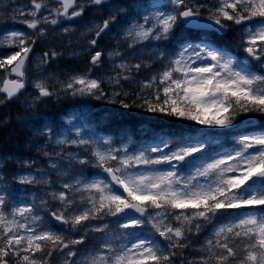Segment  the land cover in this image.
Listing matches in <instances>:
<instances>
[{
	"label": "snow or ice",
	"instance_id": "obj_1",
	"mask_svg": "<svg viewBox=\"0 0 264 264\" xmlns=\"http://www.w3.org/2000/svg\"><path fill=\"white\" fill-rule=\"evenodd\" d=\"M169 2L170 11L161 10L167 7L165 4L144 7L134 2L117 8V12L132 9L135 17L143 20V23H133L126 36L137 41L149 37L167 40L181 20L198 25L203 5L193 6L189 0ZM57 3L59 7L49 8L44 0H31L32 10L28 15L32 18L25 19L23 23L43 36L46 29L39 27L41 24L56 25L60 17L71 19L83 14L84 6L78 0H57ZM89 3L101 5L105 0H89ZM217 4L214 9H209L208 20L221 31H226L229 23L242 25L256 20L255 26L250 25L244 30L246 38L242 37V40L248 56L261 61L264 67V0H217ZM42 9H48L49 15H42ZM20 14L24 15L22 11ZM115 20V15L105 20L96 36L99 37ZM10 39L11 43L7 46L16 50L0 58V69H7L10 75L17 77L4 81L5 87L0 89V92L6 93L4 99L7 100L16 97L25 86L24 67L35 44V40L29 43L27 34L22 32H12ZM90 43L95 46L97 40L93 39ZM55 55V52L51 53V56ZM103 55L102 51H95L91 63L99 65ZM108 55L111 58L120 54ZM44 56L49 57V53ZM178 57L159 77L153 76L142 85L141 91L157 85L156 94L151 100L145 98L141 105L146 106L147 111L222 128L231 126L241 112L264 115V73L250 71L247 61H238L206 39L195 44L186 43ZM197 61L201 62L200 66L192 67ZM43 62L46 63L47 59ZM116 67L121 71L109 80L119 87L121 80L129 79L127 73L130 67L125 63ZM134 67L139 70L141 65ZM174 73L181 75L174 76ZM102 83L87 74L77 75L70 77L64 84V90L71 95L101 99L106 98ZM159 85H163L162 89ZM35 87L38 89L37 99L53 94L43 82H37ZM113 95L119 97L121 93L114 92ZM3 102L0 99V103ZM110 102H119L123 108L131 106L116 99ZM39 134L50 140L52 129L45 126ZM75 137L57 138L55 143L89 148L94 159L93 166L102 169L110 180L97 178L86 182L77 179L74 185L64 183L65 189L75 186L76 191H88L87 203L90 207L77 211L76 202L65 192L52 193L62 205L51 212L55 221L70 225L72 230L90 220H102L105 216L117 217V226L121 229H138L150 224L155 233L169 241L170 249H184L190 246L188 234L193 229L199 232L201 220L211 222L221 211L249 209L214 231L201 249L205 255L201 256L200 264H211L213 261L215 264H264V129L252 135L238 136V148L232 153L225 152L220 158H211V162H206L208 158L204 156L199 157L202 161L199 166L194 154L203 152L206 141L163 140V148L169 149L167 153L160 146H155L129 154L127 146L113 148L108 139L85 137L82 126H75ZM149 152L162 154L151 158ZM190 157L193 159H186ZM181 162L195 169L186 178L177 176L175 170ZM79 163L87 164L89 161L80 159ZM161 164H168L173 170L136 169L137 165ZM51 166L56 167L55 164ZM198 177H204L205 183L201 184ZM17 182L31 185L41 181L33 175H22ZM5 203V194L0 192V264H9V257H15L16 264H48L54 253L64 255L66 252L69 258L77 255L71 246L82 244L83 236L70 239L45 228L42 217L32 205L13 207L11 212L6 213ZM41 203L47 205L46 201ZM257 208L262 211L253 210ZM128 210L138 213L139 217L130 215ZM107 227V224L98 226L94 231L105 232ZM121 238L125 242L119 247L114 246L111 240L104 241L100 250L89 253L82 264H176L175 251L162 249L154 239L141 238L134 231L115 237L117 240ZM65 264L76 262L66 259Z\"/></svg>",
	"mask_w": 264,
	"mask_h": 264
},
{
	"label": "rangeland",
	"instance_id": "obj_2",
	"mask_svg": "<svg viewBox=\"0 0 264 264\" xmlns=\"http://www.w3.org/2000/svg\"><path fill=\"white\" fill-rule=\"evenodd\" d=\"M128 1H131L132 3L137 2V4H140L144 7H150L148 0H128ZM189 2L193 6L203 5V7L200 8V12L202 15L201 17L203 19L208 18V16L210 15V12H209L210 8L214 9L215 7L218 6L217 0H189ZM14 3L15 5H13ZM44 3L47 4L49 8L60 6L57 3V0H44ZM78 3L83 4L84 11L93 13V11L95 10V9L93 10V8L91 7L89 0H78ZM110 3H111V6L108 7V9H110V11L116 10L117 8L116 4H118V2L116 0H111ZM31 10H32L31 0H0V30L2 31L4 29L3 27H5L7 24L11 25L12 27H15L17 25H22L26 29L24 33L27 34L28 41L31 42L32 40H35V42L39 44V51L33 56V58L30 60V62L27 63L26 67L24 68L25 75L23 79H24V83L26 86V90L16 98V102L20 104L21 108L30 109V111L28 112L29 116L27 117V120H28L29 126H32V127L37 128V126H40V129H43L45 126L50 127V122H49L50 118L46 116V111L49 109V106L46 104H42L43 102H47L50 99L55 101L56 99L59 100V99L64 98L63 103L76 102L75 103L76 105H80L82 104L80 102H85L89 100L94 102L95 104L100 103V102L107 104L109 101H111V99H116L113 93L117 91V89L115 88L114 84L109 80V78L116 76V74L121 71L119 68L116 67V65L120 63H125L129 65L130 67V72L127 73L129 75V79L121 80V82L127 83L128 87H126L124 91H120V92H123V95L124 93H127L128 95L134 94L137 97L136 98L137 100L139 98L141 100L142 99L144 100L145 98L147 99L152 98L156 94L157 85H154L153 88L151 89H145L141 91L142 85L145 82L150 81L153 76L159 77V75L165 70V66L167 65L170 66L172 60L179 58L178 54L170 58L168 57L169 53L164 48L165 46L163 44V39L156 40L152 37H149V39L147 40L137 41L131 37H127L126 36L127 29L133 23H137V22L143 23V20L135 17L134 11L130 9L132 11V14H133L132 18L134 21L132 24L125 26V27H121V25H118L116 21L115 22L112 21V23L106 29L107 37L110 35L112 36L116 34V33L114 34L112 33V31H116L118 35H120L121 38L125 39V41L128 43L125 50L129 51V53L126 55L118 52L120 54L119 56H113L111 58L109 57L108 53H114V52H111V51L106 52L105 58L110 64V70L115 72L114 74L109 75V76L106 74H102L103 78H101V80L109 84L108 85L109 87L112 86L111 87L112 89H110V91L105 92L103 90L106 95V98L96 99L95 96H89V95H83V96L82 95H71L68 91L64 90V84L72 76L63 78V76L57 75V73H61L59 71L61 69H58L57 66L60 61L65 60L67 58L77 59V58H81L82 56L88 53H92L91 55H93L94 52L91 51V48L93 45L86 41L79 42L77 41V39L90 37L92 34L93 35L96 34L99 28L103 26V23H100L97 19H93V18L91 20H87L83 22L76 18L69 19L65 17H60L59 22L56 25H52L50 23L41 24L39 27L46 29V32L43 36H40L38 35L37 30L27 29V25L23 23L25 19L32 18L28 15V13ZM163 10L170 11L171 6L169 8H164ZM21 11L24 13V15L20 14ZM110 11L108 12L110 13ZM41 14L45 16L49 15L48 9H42ZM119 16L120 18H124L121 15ZM112 24L114 25L113 29L111 28ZM180 24H181V21L178 22L179 26ZM250 24L251 26L252 25L255 26L256 20L254 19L250 21ZM229 25H232L233 27L235 26V24H231V23H229ZM243 26L244 24L237 25L236 27H234V28H237L236 29L237 34L235 35L236 40H237V45H239L242 48V51H243L242 53H244V55L241 56V59L245 58L243 59V61L248 62V66H249L248 68L250 71L260 73L261 68H263V71H264V67L261 66L262 62L249 57L248 54L244 51V47L246 45H244L242 37H244V30L250 25H247L246 28ZM65 28L68 29L67 32L64 31ZM15 32H19V31H15ZM11 33H12L11 30H3V33L0 34V42H3V44L0 45V58H2L3 56L7 54H11L12 52L16 50V48L14 47L7 46L9 43H11V39H10ZM114 36L116 37L117 35H114ZM233 44H236V43L234 42ZM44 45L46 46L47 51L45 49H41V47L45 48ZM57 47H62L60 50L64 49L66 53L65 54L58 53V51H56ZM120 48L121 47H118L117 49H120ZM53 52L56 53L54 57L51 56V53ZM45 53H49V57H47L48 61L46 63L43 62L45 59H47L44 56ZM53 60H59V61H56L52 64ZM139 60H144V62H138ZM151 63L155 65V70L157 69L156 74L151 75L148 72L144 73L143 71H141V68H149ZM189 63H191V61H189ZM136 64L141 65V68L139 70H137L134 67V65ZM200 64L201 62L197 61L195 64H192L191 66L197 67V66H200ZM64 66H67V65H64ZM171 66L174 67L175 65H171ZM50 69L54 71L55 73H53ZM77 75H80V74H76L73 76H77ZM180 75H181L180 73H174V76H180ZM88 76L90 78H93L91 77V75H88ZM7 78H10L9 72L7 71V69H0V89L2 86V82ZM60 78H63V79H60ZM37 82H43L53 94L49 97H41L37 99L38 89L35 87V84ZM159 87L162 89L163 85H159ZM160 94L162 95V91ZM126 96L124 95V97ZM0 99H4L1 92H0ZM93 111L94 110L92 108L84 109L82 115L73 117L69 121H67V126L65 128H61L57 133L52 132V138L50 140L48 139L47 136L40 134L41 138H43L44 140L41 143H39V150H42L44 151V153H47L44 155V157L47 156V157L58 158L59 163H61L60 166L57 163L48 161V166H47L48 168L40 167V168L32 169V170L27 168V170H23V168L21 167V164L27 161L22 160V159L15 160L16 167L17 168L20 167L19 169L21 170L18 173L12 168V177L9 176V182L7 183V186L5 187L6 191L3 193L5 194L6 202H7V194L13 182L14 173H16L17 175V177H15L16 180L18 179V177L22 175H33L37 178L38 181H41V182L36 183V184H31V185L17 183L18 192L9 193V196L12 198V204L11 205L9 204L8 206L7 205L8 203H5L4 211L6 213L11 212L13 207L32 205L38 210V214L42 217V223L45 228H50L53 231L59 232L67 238L77 239L76 236L78 235L79 231H81L83 228L79 229V226H78L77 230H72L71 226L64 225L63 228H61V230H57L55 228H52V226L49 224V222L45 218V214L48 212V210L56 211L62 207L59 200L54 199L52 196V193L58 194L61 191L65 192L70 199L76 202L75 208L77 211H82L85 208L90 207V205L87 203L88 197L90 195L88 191H83V190L76 191L75 186L71 189H65L63 185L64 183H69V184L74 185V181L77 179L90 182L93 179L104 178L101 175H97L96 170L95 171L90 170L92 175L88 176V173H89L88 168H97L93 166L94 159L91 155V150L89 148H86L83 146L78 147L76 145H71V144L57 145L55 143V140L57 138H64V137H67L69 139L76 138L75 137V126H82V130H83L85 137L91 136L98 140L103 138V139H108L111 141V139L108 137H96L93 134H91L93 133V127L87 124V118ZM71 112L73 115L76 113L74 111H71ZM240 115L243 117L238 122L234 120L231 126L225 127L230 130V128H233L237 125V129H235V130H239L237 132L238 134L237 136L246 134L244 130L247 129V128H239L240 126L238 125L242 123L252 122L254 119L252 114H250V112L249 113L241 112ZM260 116L261 118H264L262 117L264 115L260 114ZM186 121L200 125L201 130H204V131H205L204 127H207V125H201L195 121H191L188 119ZM24 122L26 123V121ZM258 132L259 131L251 133L249 135H252ZM185 137H188V135H185ZM124 146L125 145L123 144L115 146L113 143H111V147L113 148H122ZM237 148H238V143H236V146L233 145V147L229 151L219 152L220 151L219 149L218 150L215 149L204 157L208 158L206 162H211V158H220L221 154L225 152L232 153ZM134 153H137V152H129V154H134ZM164 153H167V152H164ZM161 154L162 153L160 152H156V153L149 152L148 153V155L151 158H158ZM80 159H86L89 161V163L81 164L79 163ZM73 162L77 163L78 165L77 168L73 169L70 167V164ZM200 163H202V161L197 159V166H199ZM53 164L56 165L55 168L51 166ZM1 166H2V163H0V168ZM136 169L140 171H145V170H150V169H156L159 171L173 170L168 164L137 165ZM100 171L101 170L99 169L98 173H100ZM194 171L195 169L190 166L187 168L186 172H183V173H178V171L176 170L177 176L181 178L188 177ZM51 173L52 175L55 176V178L51 177L52 176ZM2 176L3 174L0 172V192H2V185H3L1 183ZM197 179L201 184L205 183L204 177H198ZM80 187L82 188V185ZM41 201H46L47 205L46 206L43 205ZM253 210L257 212L262 211L258 208L253 209ZM246 211H249V209H242L239 211L226 210V211L219 212L217 216L213 217L211 222H204L201 220L200 223L203 229L200 230L199 235H198L201 241H196V244H200V245H195L196 247L194 251L192 252L194 253L193 256L198 255L199 258L193 259L191 263L193 264L194 262V264H200V255L202 252L200 249L205 245L207 241V239L203 240L204 235L207 234L208 238H211L213 236L214 231L218 227H220L223 224L229 223V222H225L211 229V227L214 226L213 225L214 222H216L217 220H222V221L231 220L236 216L242 215L243 212H246ZM17 218L19 219V217ZM51 223L53 224V222ZM85 224H92L90 225V227L89 226L87 228L85 227V230H88V229L94 230L95 227H98V226L102 227L103 225L107 224L108 227L105 232H102L101 234H99L97 231H93L94 233L95 232L97 233V235L95 236L102 239L103 242L111 240V242L116 247H119L122 243L125 242L123 238L119 240L115 239V237L120 236V234H117V235L111 234L112 232L110 231L111 227L112 226L114 228L118 227L117 218H112V216H105L102 220H90L86 222ZM123 231L125 232L126 229H121V233H124ZM129 231L136 232L140 237L144 234L146 235L147 238L154 239V240L156 239L155 235L158 234V233H155L154 230L151 229L150 224H145L141 228H138V229H129ZM194 233H196L195 230H194ZM24 234H27V233H24ZM161 239L163 240L164 238L161 237ZM199 246H202V247H199ZM71 250H72V246H71ZM37 256L38 258H40V254H37ZM86 257L87 256H85L83 259H77L76 256L69 258L67 257L66 252L64 255L56 253V258L58 262L56 261L57 263L55 262V264H65L66 259L69 260L70 262L75 261L76 264H82V261ZM10 259L13 264H16L15 257H10ZM48 264H50L49 260H48Z\"/></svg>",
	"mask_w": 264,
	"mask_h": 264
},
{
	"label": "trees",
	"instance_id": "obj_3",
	"mask_svg": "<svg viewBox=\"0 0 264 264\" xmlns=\"http://www.w3.org/2000/svg\"><path fill=\"white\" fill-rule=\"evenodd\" d=\"M172 35L170 43H172V46L176 48L182 41L189 39L196 40L199 33L180 27L173 32ZM219 39L232 48L231 42L234 41L232 33H228V35L220 37ZM113 45V50L123 52L121 49H114ZM84 66L85 64L81 60L70 59L63 63L59 62L57 68L61 69L59 70L60 72L66 71L67 73H72L75 71L85 70ZM112 72L115 73L114 71ZM126 87H128L127 83L120 82L119 90L116 88V92L124 91ZM120 93L121 95L117 97L116 100L128 103L131 105L129 108H123L119 102L111 103L112 105L101 108L99 112H94L93 118H91L95 121L102 119L103 116H105L106 122H104V125L106 130L103 131L115 139L123 138L125 140H129L137 148H144L149 144L158 143L157 140L164 137L165 134L176 138L183 137L185 131L201 129L200 125L190 123L186 121V118L169 116L160 112H149L146 110V106H141L144 104L143 99L141 100L139 98L137 100V97L134 94L124 97L123 92ZM151 99L152 98H149V100ZM3 101V103H0L1 158L7 160L8 158L19 155H29L33 159H37L36 157L43 159L44 152L39 150V143L41 140H39V137L36 135L37 129L30 127L24 122L25 118L29 116L28 112L30 109L21 108L20 105L14 101ZM58 103H60V101ZM75 103L76 102L61 103L57 106L52 103L53 105H50L49 109L46 111L47 116L51 119V123L54 126H59L62 124L64 119L68 117L73 109L76 108L80 110L81 105H76ZM206 128L210 129V131L214 130V126L212 125H207ZM201 229H203V227H201L200 230ZM199 232L194 233L193 231L188 234V236L190 235L188 237V242L194 234L197 235L196 240L193 241V246H195V241H201L200 237H198ZM90 235V231L85 232L83 234L84 241L88 240ZM80 246H84L83 243L78 244L77 247ZM83 249H81V251H83ZM166 250L175 251L176 264H189L190 260L198 257H194L192 252L187 253L189 252V247L184 249H170L167 245ZM85 251L90 253L91 251H94V247L92 246L90 248L86 246ZM213 264H215V262Z\"/></svg>",
	"mask_w": 264,
	"mask_h": 264
},
{
	"label": "bare ground",
	"instance_id": "obj_4",
	"mask_svg": "<svg viewBox=\"0 0 264 264\" xmlns=\"http://www.w3.org/2000/svg\"><path fill=\"white\" fill-rule=\"evenodd\" d=\"M81 42H82V40H81ZM44 46H45V45H44ZM61 48H62V47H57V48H56V51H58V53H60V54H65L66 51H65L64 49H63V50H60ZM41 49H45V50L47 51L46 46H45V48H42V47H41ZM111 49H112V48H111ZM109 50H110V49H109ZM112 52H114V53L119 52V53L123 54V52H121V51H117V50H112ZM70 59L75 60V58H67V59H65V60L60 61V63L66 62L67 60H70ZM138 62H144V60H139ZM101 73H104V74H106V75H112V74H114V73L110 70V68H107L106 66H104V70H103ZM101 73H100V74H101ZM111 87H112V86H111ZM111 87H104V91H105V92H106V91H110V89H112ZM115 88H118V90H119V87H115ZM115 92H116V91H115ZM75 115H76V114H75ZM0 159H2L1 156H0ZM196 238H197V235L194 234V235L189 239V244H190V246H189V252H187V253L193 252V251H191L190 249H192V250L195 249L196 246H193V241L196 240ZM194 243H195V245H198V244H196V241H195Z\"/></svg>",
	"mask_w": 264,
	"mask_h": 264
},
{
	"label": "water",
	"instance_id": "obj_5",
	"mask_svg": "<svg viewBox=\"0 0 264 264\" xmlns=\"http://www.w3.org/2000/svg\"><path fill=\"white\" fill-rule=\"evenodd\" d=\"M184 24H186L187 26H193L194 24L193 23H189V22H184ZM12 75H14L15 76V74H12ZM16 77V76H15ZM4 87H5V84H4ZM3 87V88H4ZM9 87H11V85H9ZM23 90V89H22ZM22 90L20 91V93L22 92ZM3 93V92H2ZM20 93H18V94H20ZM4 94H6V93H4ZM17 94V95H18ZM129 211V214H132V213H134V212H132L131 210H128ZM134 214H136V215H139L138 213H134Z\"/></svg>",
	"mask_w": 264,
	"mask_h": 264
}]
</instances>
